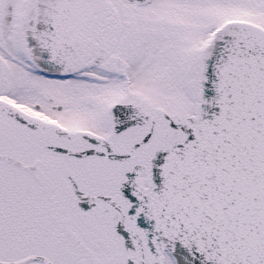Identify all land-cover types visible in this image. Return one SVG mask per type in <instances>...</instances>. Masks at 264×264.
<instances>
[{
	"label": "snow or ice",
	"instance_id": "snow-or-ice-1",
	"mask_svg": "<svg viewBox=\"0 0 264 264\" xmlns=\"http://www.w3.org/2000/svg\"><path fill=\"white\" fill-rule=\"evenodd\" d=\"M0 264H264V0H0Z\"/></svg>",
	"mask_w": 264,
	"mask_h": 264
}]
</instances>
